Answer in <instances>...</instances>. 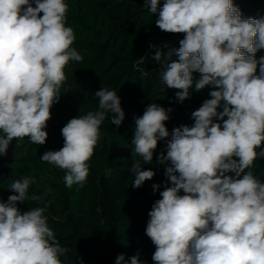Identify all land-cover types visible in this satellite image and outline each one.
Segmentation results:
<instances>
[{"label":"clouds","instance_id":"obj_1","mask_svg":"<svg viewBox=\"0 0 264 264\" xmlns=\"http://www.w3.org/2000/svg\"><path fill=\"white\" fill-rule=\"evenodd\" d=\"M143 7L156 15L159 30L183 34L178 48L150 45L163 65L162 82L177 90L175 98L189 99L193 86L197 92L213 89L191 113L192 126L169 132L173 109L157 103L135 118L133 188L154 178L156 173L143 166L153 162L158 143L165 141L157 163L166 180L162 191L152 185L160 198L145 229L155 246L151 259L154 264H264V182L251 170L256 159H264V56L256 57L264 50V17H244L234 0H144ZM68 8L65 0H0V156L14 139L28 137L40 146L48 139L45 129L62 96L65 68L83 59L73 47V28L66 26ZM94 96L98 110L71 118L61 129L63 147L40 157L66 171L67 188L86 182L106 113L115 114L116 126L125 119L115 90L101 88ZM33 183L24 176L11 184L15 194L0 199V264H63L61 256L69 251L48 226V204L23 212L18 207L43 202L28 195ZM115 264L145 262L138 251L128 262L118 255Z\"/></svg>","mask_w":264,"mask_h":264},{"label":"trees","instance_id":"obj_2","mask_svg":"<svg viewBox=\"0 0 264 264\" xmlns=\"http://www.w3.org/2000/svg\"><path fill=\"white\" fill-rule=\"evenodd\" d=\"M65 2L69 6L66 26L73 28L76 37L73 47L83 57L81 62L72 61L65 68L67 79L60 89L61 98L71 103L72 113L63 124L47 125L48 139L42 146L31 143L28 137L16 140L11 171L0 183V199L7 201L9 195L15 194L10 190L14 181L24 176L35 179L28 195H39L43 202L29 200L18 207L23 212L48 204L45 212L48 226L61 246L69 249L61 256L63 264H81V259L83 264H115L120 254L128 262L138 251L145 264H154L151 257L155 246L145 229L148 212L160 198L152 185L159 184L162 191L166 180L163 166L157 163L165 141L158 143L153 162L143 166L144 170L156 173L154 178L139 189L133 188L135 177L130 169L135 118L143 115L148 104L157 103L173 109L166 122L169 132L174 127L192 126L191 113L211 98L209 92L213 89L206 86L197 92L193 86L190 98L180 102L175 98L177 90L164 85L163 65L154 59L156 48L165 51L178 48L183 34L159 30L155 25L156 15L143 7L144 0ZM234 4L244 17H264V0H234ZM260 56H264V50L256 54L257 59ZM172 60L178 57L173 55ZM137 64L138 67L134 66ZM194 78L198 79L199 74L194 73ZM101 88L117 92L125 119L122 125L116 126L111 124V115L115 114L106 113L100 139L88 161L86 182L82 187L67 188L66 171L40 157L45 151L63 147L61 129L71 118L98 110L99 100L94 93ZM251 170L264 182V159H256Z\"/></svg>","mask_w":264,"mask_h":264},{"label":"rangeland","instance_id":"obj_3","mask_svg":"<svg viewBox=\"0 0 264 264\" xmlns=\"http://www.w3.org/2000/svg\"><path fill=\"white\" fill-rule=\"evenodd\" d=\"M70 104L69 100L60 98L59 102L54 104L51 109V119L48 121L47 125L56 126L63 124L72 113L69 107Z\"/></svg>","mask_w":264,"mask_h":264},{"label":"water","instance_id":"obj_4","mask_svg":"<svg viewBox=\"0 0 264 264\" xmlns=\"http://www.w3.org/2000/svg\"><path fill=\"white\" fill-rule=\"evenodd\" d=\"M16 140L14 139L8 148L7 155L0 156V183L4 182L11 171V164L14 161V149Z\"/></svg>","mask_w":264,"mask_h":264}]
</instances>
